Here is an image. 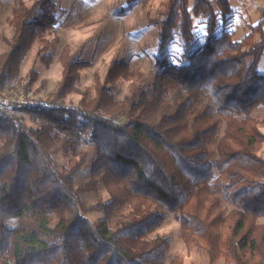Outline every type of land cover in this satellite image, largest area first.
<instances>
[{"label":"trees","instance_id":"trees-1","mask_svg":"<svg viewBox=\"0 0 264 264\" xmlns=\"http://www.w3.org/2000/svg\"><path fill=\"white\" fill-rule=\"evenodd\" d=\"M135 1L122 0L120 11ZM164 6L151 20L156 42L163 48L178 34L182 51L157 60L150 86L141 71L117 62L104 82L95 76L88 99L76 85L86 62L64 48L61 79L48 100L0 109V264H183L181 256L169 258V236L148 237L166 213L178 220L186 247L204 251L210 264L219 257L264 264V120L251 114L264 105V13L235 39L226 29L215 33L218 16L231 12L229 0H194L191 12L206 17V40L194 47L188 0ZM56 12L54 0L12 9L0 89L18 77L36 38L49 42L42 35L55 27ZM120 80L130 84L117 98ZM70 92L80 94L76 105L61 102ZM25 113L34 127L24 123ZM88 148L89 179L76 187ZM100 187L108 199L85 207L79 194ZM88 211L103 217L92 221Z\"/></svg>","mask_w":264,"mask_h":264},{"label":"rangeland","instance_id":"rangeland-1","mask_svg":"<svg viewBox=\"0 0 264 264\" xmlns=\"http://www.w3.org/2000/svg\"><path fill=\"white\" fill-rule=\"evenodd\" d=\"M36 0H0V53L9 49L6 40L13 36V26L9 19L12 9L23 3L32 5ZM57 4V23L52 31L42 35L41 42L36 38L30 45L20 63L17 78L11 79L0 94L7 102L19 101V95L29 92L38 98L37 102L48 100L49 93L54 90L61 79L62 63L60 55L64 48H68L73 57L86 62L79 70V80L76 82L80 90H88V99L95 96V80L98 76L104 82L107 70L117 62L125 61L131 68L143 73L144 83L150 86L154 75L159 70L157 60L162 57L172 58L181 54V40L175 34L173 40L163 48L156 42V27L151 20L161 16L165 10L167 0H136L134 5L125 12L122 0H54ZM194 0H188L192 29L195 33L194 47L202 45L206 40V17L191 12ZM231 12L226 20L218 16L215 33L219 35L223 29L233 32L235 39H241L249 30V26L256 24L264 13V0H229ZM56 41H52V40ZM55 42V43H54ZM46 43V44H45ZM44 44L46 47H44ZM43 46V48H41ZM88 63V64H87ZM259 70L264 71V55L259 62ZM28 81L29 84H28ZM109 86L108 83H106ZM129 81L120 80L113 88L115 97H123L129 89ZM79 93H66L61 102L76 105ZM252 116L264 120V105L252 109ZM23 121L29 127H34L35 121L23 114ZM264 133V125L258 126ZM221 122L218 135L223 132ZM217 139L210 145L211 157L217 155ZM89 155L75 177V186L89 179L91 162L94 158L93 148H88ZM258 154L264 158V143ZM60 166L67 165V159L61 154L55 156ZM82 204L87 207L96 202L108 199L107 192L100 187L98 190H86L79 194ZM226 209L232 206L223 202ZM164 213H166L164 211ZM86 215L92 221L103 217L101 211H88ZM264 223V217L258 218ZM181 227L178 220L166 213L161 225L148 235L149 238L169 236V258L174 255L182 257L183 264H210L209 256L196 248L188 249L180 237ZM213 264H225L224 258L219 257Z\"/></svg>","mask_w":264,"mask_h":264},{"label":"built area","instance_id":"built-area-1","mask_svg":"<svg viewBox=\"0 0 264 264\" xmlns=\"http://www.w3.org/2000/svg\"><path fill=\"white\" fill-rule=\"evenodd\" d=\"M38 101V98L31 96L29 92H25V94H20L19 95V101H15L14 103L12 102H7L6 97L0 94V109L7 110V111H12L13 107H17L20 105H26V104H33Z\"/></svg>","mask_w":264,"mask_h":264}]
</instances>
